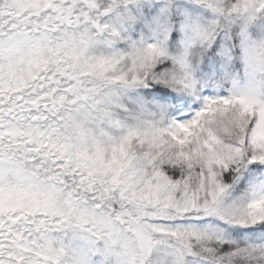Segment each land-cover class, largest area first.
I'll return each instance as SVG.
<instances>
[{"label": "snow or ice", "instance_id": "obj_1", "mask_svg": "<svg viewBox=\"0 0 264 264\" xmlns=\"http://www.w3.org/2000/svg\"><path fill=\"white\" fill-rule=\"evenodd\" d=\"M0 264H264V0H0Z\"/></svg>", "mask_w": 264, "mask_h": 264}]
</instances>
